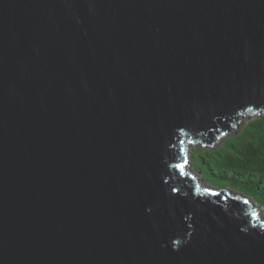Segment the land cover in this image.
I'll use <instances>...</instances> for the list:
<instances>
[{"label":"water","instance_id":"95a60500","mask_svg":"<svg viewBox=\"0 0 264 264\" xmlns=\"http://www.w3.org/2000/svg\"><path fill=\"white\" fill-rule=\"evenodd\" d=\"M260 110L264 0H0V264H264L184 149Z\"/></svg>","mask_w":264,"mask_h":264},{"label":"trees","instance_id":"16d2710c","mask_svg":"<svg viewBox=\"0 0 264 264\" xmlns=\"http://www.w3.org/2000/svg\"><path fill=\"white\" fill-rule=\"evenodd\" d=\"M192 156L203 182L240 190L264 209V110L246 114L211 145L195 143Z\"/></svg>","mask_w":264,"mask_h":264},{"label":"rangeland","instance_id":"374dc122","mask_svg":"<svg viewBox=\"0 0 264 264\" xmlns=\"http://www.w3.org/2000/svg\"><path fill=\"white\" fill-rule=\"evenodd\" d=\"M227 136V135H226ZM225 138V137H224ZM224 140V139H223ZM190 156H189V161H190V163H189V170L190 171H193L194 170V163H193V156H192V150H193V148H194V145H192L191 144V146H190ZM195 171V170H194ZM193 171V172H194ZM196 173H197V176H199L198 178H202L200 175L201 174H198V172L197 171H195ZM204 184H206L207 185V182L205 181L204 182ZM209 186L210 187H213V185H211V184H209ZM215 187H217V186H215ZM248 197H249V195H247ZM250 198H251V200H252V203L254 204V206L255 207H257L258 209H259V211H260V213H261V215L264 217V209H263V206L261 205V204H259L258 202H256L251 196H250ZM261 216V217H262Z\"/></svg>","mask_w":264,"mask_h":264},{"label":"snow or ice","instance_id":"6c2138e0","mask_svg":"<svg viewBox=\"0 0 264 264\" xmlns=\"http://www.w3.org/2000/svg\"><path fill=\"white\" fill-rule=\"evenodd\" d=\"M183 165H181V167H182Z\"/></svg>","mask_w":264,"mask_h":264}]
</instances>
